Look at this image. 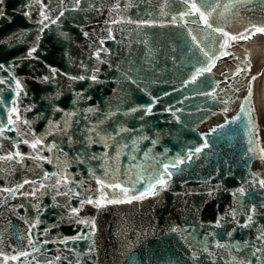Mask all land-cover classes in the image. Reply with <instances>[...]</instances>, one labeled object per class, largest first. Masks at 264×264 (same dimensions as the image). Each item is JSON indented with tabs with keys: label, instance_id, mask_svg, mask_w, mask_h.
I'll return each mask as SVG.
<instances>
[{
	"label": "water",
	"instance_id": "obj_1",
	"mask_svg": "<svg viewBox=\"0 0 264 264\" xmlns=\"http://www.w3.org/2000/svg\"><path fill=\"white\" fill-rule=\"evenodd\" d=\"M42 2L48 5L46 11L52 19L64 11L57 23H49L43 33L34 23L40 18V6L35 0H4L5 16L0 17V64L6 67L14 62L19 64L9 71L0 70V79L8 80L12 88L16 80L22 81L27 95L18 103L21 109L32 106V111L24 112L22 118L32 122L31 132L46 137L45 148L40 152L44 160H25L24 168L11 162H0V188L15 187L25 179H36L37 187L41 181L48 185V188H40L37 199L0 192V238L4 240L0 248L6 253H12L13 249L20 251L21 247L32 251L27 245L29 225L26 221H34L35 205L39 204L43 222L34 229V239L52 242L37 245L42 252L33 253L35 260L28 257L31 264H47L56 256L61 259L55 264H228L232 257H250L248 248L239 252L235 246L243 248L244 241L256 244L255 237L264 231V207H259L253 218L254 226L250 228H238L231 212L238 209L236 217L242 224L253 204L264 205V189L254 182L246 183L253 180L250 174L264 179V161L248 159L246 124L249 117L241 112V106L247 105L245 97L249 95L250 84L251 119L259 134L258 148L264 147L251 79L264 62V35L248 41H229L234 46L228 50L239 60L247 56L251 68L246 70V75L242 73L226 85L221 72H235L239 60L223 57L215 61L216 67L211 73L197 75L209 61L193 43L189 32L197 36L201 47L207 45L210 55L218 53L219 48L198 16L195 17L197 24L180 21L184 26H176L171 23V16L176 12L162 16L160 0H119L120 8L116 11H111L115 0H81L80 7L75 10H72L74 0H64L63 6L59 0ZM25 12L31 19L23 14ZM112 19L122 22L111 24ZM129 19L156 23L150 27H137L136 23H127ZM250 20L255 24L264 21L260 0H253L247 9L239 8L238 14L229 15L214 26L218 24L230 35H236ZM108 27L112 28L115 39H105L103 47L107 51L100 52L104 61L101 63L95 57L100 39L108 36ZM85 32L89 34L87 37ZM37 35L40 36L38 43ZM33 46L37 47L34 53L37 59H17ZM50 68L58 70L55 79L42 82L43 77L52 75ZM97 68L99 72L95 73L97 81L94 82L87 77ZM81 75L86 79H69V76ZM213 88L216 96L205 95ZM14 97L15 92L8 85H0V101L5 102L0 105V122H6L7 108ZM153 98H159L158 102L152 106L150 114H145L143 109ZM221 101H227V104ZM55 107L62 111L55 112ZM133 107L141 111L132 112ZM225 107L227 112L223 111ZM65 113L72 115L66 117ZM55 125H64L67 134ZM97 125L113 135L120 128L129 131L116 136L115 140L97 137L98 143H90L87 130ZM212 129L217 131L213 133ZM4 135L9 140L0 138V144L4 146L0 155L15 151L11 148V139L17 133L6 132ZM205 136L209 147L204 149L200 159L181 166L183 171L173 175L167 190L140 201L109 205L101 211L88 205L79 215L95 219L94 235L74 244L60 242L76 235L77 231L87 233L91 229L67 221L64 205L67 202L77 207L78 203L63 195L56 196L57 187L67 191L79 186L76 190L83 195L85 188L94 192L100 187L96 178L89 175L90 171L106 179V171L120 169L123 173L120 179L130 181L150 164L162 170V164L187 154L190 147L202 146ZM105 140L108 145L116 146L105 147ZM53 143L57 147L49 151ZM125 144L128 146L123 147ZM20 151L26 154L32 149L21 143ZM93 155L100 159H91ZM132 156L136 157L134 161ZM36 164L40 166L37 168ZM45 172L51 177L46 181L43 180ZM54 172L57 175L52 177ZM65 177L67 187L62 186ZM57 180H61L60 185ZM241 186L246 195L233 196ZM25 189L32 190L29 185ZM20 204L24 207H18ZM218 220H221L219 227L216 226ZM56 224L59 227H55ZM46 227L50 231L42 236ZM173 228L178 231L173 232ZM233 229L236 230L231 237L225 234ZM217 243L224 244L225 248L216 247ZM89 245L94 249L91 254H87ZM193 251L199 257L198 261L193 259ZM252 264H264V261L253 259Z\"/></svg>",
	"mask_w": 264,
	"mask_h": 264
},
{
	"label": "snow or ice",
	"instance_id": "obj_2",
	"mask_svg": "<svg viewBox=\"0 0 264 264\" xmlns=\"http://www.w3.org/2000/svg\"><path fill=\"white\" fill-rule=\"evenodd\" d=\"M81 0H74V8L72 10L78 9L80 7ZM253 0H160L159 8H160V14L162 16L169 15V12L175 11L176 14L171 16V23L176 26H184L183 24L179 23L180 21H183L185 24H197L198 20L195 19V17H199L200 21H203V24L206 29H209V37L212 39L213 43L218 44V53H214L213 55H210L209 51L206 50L207 45L205 47H201V41L197 40L196 35H192V32H189V35H191L193 43H195L196 47L199 48V50L203 53V55L208 58L209 63L207 66H204L200 69V71L197 73V75H203L204 73H211L212 69L216 67V60H221L223 57H229L233 60H239V58L235 55L234 52L229 51V48H232L234 46L233 43H229V41L232 42H238L240 40L248 41L251 40L253 37L257 35H264V21H262L260 24L252 23L251 20L249 21L248 25L243 27L242 31L237 32L236 35H230L228 31L225 30V27L219 26L218 24L214 26V23H216L219 20L226 19L229 15H235L238 14L239 8H245L247 9L248 5L252 3ZM35 3L40 6V12H39V19H36L34 23L39 25L38 31L40 33H43L46 28L49 27V23L55 24L59 20L60 17L64 15V11H60L59 15L56 16L55 19H52L50 15L48 14V11L46 9L48 8V5L43 3L42 0H35ZM59 3L61 6L64 5V0H59ZM261 6L264 7V0H260ZM4 0H0V17L5 16V12L3 10ZM131 6V5H128ZM120 8L119 0H115V4L111 11H116ZM67 10V9H65ZM99 11V9H97ZM25 16H28L30 19V15L28 12L23 13ZM215 14V17L213 16ZM46 21L48 23H46ZM122 21H118L115 19L111 20V24L120 23ZM127 23H136L137 27H150L154 26L156 23L155 21H133L131 19L126 21ZM106 24L109 23V21H105ZM108 36L106 38H102L99 41L100 48L97 50L96 53V59L103 63L104 61L100 57V52L104 51L106 52L107 49L103 47L105 43V39H115V36L112 35V28L108 27L106 29ZM216 34V35H213ZM84 35L87 37L89 34L87 32L84 33ZM18 38V37H17ZM11 39V37H10ZM40 39V36L37 35L36 37V43H38ZM223 40L221 43L220 41ZM37 52V47L33 46L31 47L26 54L23 57L17 58L18 60L22 59H37L36 56H34V53ZM13 66L19 67L18 63H13L8 65L7 67L4 64H0V70L2 71H9V69ZM251 68V62L247 56L244 57L243 60H239V63L236 65V71L232 72L229 70L228 72H221V75L224 77L223 83L226 85L228 82L235 78L240 76L242 73L247 74V69ZM50 72L52 73L51 76H45L43 77V81L45 83L51 82L52 79H55V76L58 72L55 68H50ZM96 72H99V68L95 69V72L92 73L90 77L91 80L94 82L97 81ZM9 75L11 73L9 72ZM62 75V73H61ZM69 79H79L84 80L86 77L84 75H81L79 77H71L69 76ZM193 81H195L196 76H194ZM252 80L255 79V77L251 78ZM0 85H8L11 91L15 92V97L11 100V106L7 108V120L6 122H0V138L7 141L9 140V137L4 135L6 132H16L17 136L15 138L11 139V148L15 149V151H8L5 155H0V162H3L5 164L13 163L14 165H19L20 168H24V161L31 159L33 161L44 160V157L40 156V152H42L45 148L44 141L46 139L45 136L40 135L37 136L35 133L30 131L31 127V121L27 119H23V113L24 112H31L32 106L25 107L21 109L20 104L18 101L21 99L22 96H26L27 93L24 92V89L22 87V81L16 80L15 87L12 88L11 84L6 79H0ZM229 87H231L229 85ZM239 89H236L238 91ZM248 97H245V100L247 101V105L241 106V112L244 113L249 117L248 122L246 124L247 133L249 135V147L247 148V154L248 159L256 158L261 161H264V147H259V134L258 130L255 127L254 121L251 119V112L252 109L250 107V97H251V85L248 86ZM79 95V94H78ZM167 95V93H165ZM205 95L209 96H216V90L213 88L212 92H207ZM159 98H153L151 100V103L147 105L143 111L145 114H150L152 112V106H154L158 102ZM225 105L227 104V101H221ZM4 101H0V105L4 104ZM75 103V101H73ZM132 112L141 111L140 108L133 107ZM55 112H60L62 109L59 107L54 108ZM88 111H92V109H89ZM223 111L227 112L228 109L225 107ZM175 113H173L174 115ZM42 115V114H41ZM72 115L70 113H65V116ZM143 118V117H141ZM235 119H239V117H236ZM234 122V121H233ZM52 124V122H49ZM67 123V121H65ZM101 123H103L101 121ZM21 125L24 127L22 128ZM60 128L61 131L65 132L67 134V129L64 125H55ZM220 128L223 127V125L219 126ZM129 131L125 128H120L118 131H115V135L113 133L107 132L105 129H102L99 125L89 128L87 130L86 135L88 136V140L90 143H98L99 140L96 139L97 137L99 139H105L107 137L108 140H115L116 136H120L121 133H125ZM217 129H212V132H216ZM27 133V135H26ZM50 134V133H49ZM28 136H31V139L28 138ZM131 139V137H129ZM146 139V138H145ZM203 139V145L202 146H193L190 147L187 154L181 155L177 158H175L170 163L162 164L160 168L162 170L158 169L156 165L150 164L148 168L143 169V172L140 174L133 175L130 181H122L120 177L123 175L121 173L120 169H113L112 172L105 173V178H100L96 176V173L94 171H90L89 175L96 178V184L100 187L95 189V191H91L87 188L83 189V195L80 191H77L76 188L79 186H75L72 188H68L67 191H61L59 187L56 188V196L63 195L69 200H76L78 203L77 207H73L71 203H67L64 205L66 207V219L67 221L72 224L81 225L83 224L86 228H90V232H83V231H77L76 235L71 237H65L60 242L64 244H68L70 241L74 244L76 241L79 240H87L90 239L92 235L95 233V219L91 218L85 219L80 217V212L85 209L86 206L90 205L91 207L95 208L97 211H101L105 208H107L109 205L114 204H123V203H132L133 201H140L143 199L148 198V196H156L159 195L160 192L167 190L169 186V182L172 180L173 175H177L180 172L183 171L182 165L185 164H192L194 163V160L200 159L204 149H207L209 147V141L207 140V137H202ZM69 142L71 143V137H69ZM27 145L30 149H32L29 153H22L20 151V144ZM133 144H136L135 140H132ZM156 141L153 140L152 144L155 145ZM115 147L116 145H108L107 140H105V147ZM128 145L125 144L123 147H127ZM57 147L55 143H53L48 150L50 151L52 148ZM0 151H4L3 144H0ZM151 149L148 150L150 152ZM107 155V153H105ZM147 156V152L145 153ZM91 159H100L98 156H91ZM131 159L134 161L136 159L135 156H132ZM149 160L152 159V157H148ZM48 163H51V160L47 161ZM247 163V160L245 161ZM39 164H36L35 167H39ZM135 167V165H133ZM19 171V169H17ZM38 175V174H37ZM57 174L54 172L51 174L52 177H55ZM253 176L252 181H246V183H255L256 186L260 189H264V179H260L255 177L254 174H250ZM51 177L47 172L43 173V180L46 181L50 179ZM57 185L61 184V180L56 181ZM74 183V182H73ZM68 179L65 177L63 180L62 186L67 187ZM29 185L31 186V191H28L25 189V186ZM139 185V187H137ZM40 188H48V185L45 184L43 181L39 183V187H37V180L36 179H25L23 182L16 184L15 187H3L0 188V192L7 193L9 196H15L17 193H19L24 198H33L37 199V193L40 191ZM22 189H25L24 191H21ZM245 196L246 190L243 186L237 188L235 192L233 193V196ZM55 196H53V200L55 201ZM18 207L23 208L24 205L20 204ZM36 207V217L34 218V221H26L28 223V229H27V245L31 246L32 251L28 252L23 250L21 247L20 251H17L16 249H13L12 253H6L3 251L2 248H0V264H9V262H13V264H31V261L28 260V257H32L33 260L36 259V257L33 255V253H40L42 252V249L40 247H37L38 244H48L52 241L48 239L44 240H38L34 239L35 232L34 229L38 228V226L43 222L40 219L41 214V205L37 204ZM259 207H264V205L257 206L255 204L252 205L250 209L247 210V219L244 223H240L237 220L236 212L238 209H232L231 215L233 220L236 221L238 228H250L254 226V216L257 214ZM229 213H226L225 215H228ZM63 215V214H62ZM224 217H221V220H223ZM221 220L216 221V226L219 227L221 224ZM55 227H59V224L54 225ZM236 229H233L232 231H228L225 234L229 237L232 236V232ZM50 231V228H44V230L41 232L42 236H46L47 233ZM173 232L178 231V229L173 228ZM16 234L14 233V236ZM18 239H23V237H17ZM256 244L251 245V242L244 241L243 242V248L240 246H235L236 250L239 252H243L244 248H248L250 251V257L249 256H243V257H232V259L228 262V264H252L253 259L256 260H262L264 261V247H261V245H264V231H260L259 234L255 237ZM4 244V240L0 238V245ZM216 247L218 248H225L224 244L217 243ZM254 247V250L252 248ZM204 251H207V248L203 249ZM94 251L92 245H89V251L87 254H91ZM14 253V254H13ZM86 254V255H87ZM211 255V253H209ZM23 258V260H21ZM61 259L60 256H56L54 260L47 261V264H55L56 261H59ZM193 259L199 260V257L196 255L195 251H193ZM223 259V257H221ZM215 264V262H214Z\"/></svg>",
	"mask_w": 264,
	"mask_h": 264
},
{
	"label": "bare ground",
	"instance_id": "obj_3",
	"mask_svg": "<svg viewBox=\"0 0 264 264\" xmlns=\"http://www.w3.org/2000/svg\"><path fill=\"white\" fill-rule=\"evenodd\" d=\"M259 76L262 78V90H261V95H260V98H259V104H260V108L263 107L264 105V98H263V94H262V91H263V88H264V62L262 63V65L258 68V70L256 71L254 77L255 79L253 80V86H254V94H255V101H256V106H257V110H258V96H257V89H256V86L258 85V79H259ZM259 108V109H260ZM259 112V111H258ZM259 115V113H258Z\"/></svg>",
	"mask_w": 264,
	"mask_h": 264
},
{
	"label": "rangeland",
	"instance_id": "obj_4",
	"mask_svg": "<svg viewBox=\"0 0 264 264\" xmlns=\"http://www.w3.org/2000/svg\"><path fill=\"white\" fill-rule=\"evenodd\" d=\"M262 78L259 76V79H258V85L256 86V89H257V96H258V110L259 111V122H260V126H261V131H262V136H263V140H264V105L262 108H260V102H259V98H260V95H261V88H262ZM262 94H263V98H264V88H263V91H262ZM260 108V109H259Z\"/></svg>",
	"mask_w": 264,
	"mask_h": 264
}]
</instances>
